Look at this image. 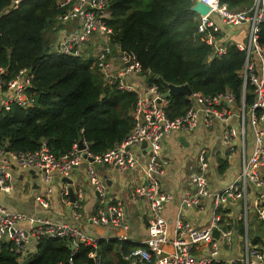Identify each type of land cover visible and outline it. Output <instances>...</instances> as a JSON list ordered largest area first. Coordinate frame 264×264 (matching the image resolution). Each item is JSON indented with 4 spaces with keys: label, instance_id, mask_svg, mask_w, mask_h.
Returning <instances> with one entry per match:
<instances>
[{
    "label": "built area",
    "instance_id": "built-area-1",
    "mask_svg": "<svg viewBox=\"0 0 264 264\" xmlns=\"http://www.w3.org/2000/svg\"><path fill=\"white\" fill-rule=\"evenodd\" d=\"M22 0H12L2 12L14 9ZM209 7L206 14L199 15L198 32L205 34V41L211 46V57L224 54L227 44H232L244 53V62L239 70L242 79V97L236 100L233 93L226 89L217 94L193 93L186 96L190 104L185 112L175 118L166 113L167 99L158 83L150 81L152 73L143 71L135 52L114 42L112 28L106 23L110 11L108 0H56L55 25L60 34L51 46L56 53L72 57H82L88 46H94V65L102 76L104 86L119 92L134 93L136 100L130 110L133 125L124 138L114 143L102 153H93L89 143L82 140L73 142L71 149L55 156L45 140L34 151L11 149L0 146V245L10 242L20 263L29 255L36 253L38 240L60 238L66 241L70 255L76 254L80 246H89L91 263L106 264L98 254L99 241L110 239L97 237L91 231L79 226L84 192L77 190L74 200L69 199V187L62 177L71 178L73 169L85 161V174L89 185L98 195V205L90 215L93 226H104L113 231L119 241H130L128 230L130 216L126 205L119 198L109 199L106 184L96 169V164L114 167L121 172L128 171L138 164L132 147L143 141L149 152L147 162L141 168L146 184L137 187L131 198H145L148 206V235L137 246L121 254L125 264H239L237 258L224 257L222 249L232 247V227L229 220L222 218L224 204L240 197L242 190L251 183L264 193V45L259 42L260 24L264 22V0L252 3L239 11L228 10L220 0H198ZM72 27L69 28V25ZM245 27L243 38L230 41L224 35L228 28ZM245 37V38H244ZM34 77L29 67L19 69L13 75L6 67L0 66V111L11 104L22 108L33 104L28 93ZM155 78V76H153ZM251 87L252 102L246 107L244 95L247 85ZM236 108V109H235ZM237 109L241 110L242 115ZM244 111L248 112L254 135V144L244 158L240 173L226 187L211 191L209 188L204 154L198 155L196 169L190 175L192 191L183 198L185 206L201 211L202 201L210 197L213 205L207 226L195 227L180 219L176 220L173 230L163 216L164 204L172 195L160 187L159 176L166 163L162 155L164 140L174 131L192 133L199 123L206 127L216 121L226 123L234 114L241 121L228 125L221 133V142L228 145L244 134ZM34 170L39 178L37 202L47 206L48 198L56 191L61 201L70 205L72 220L56 221L38 214H27L8 207L5 198L15 192L19 178ZM57 171V174H54ZM58 176L54 184V176ZM21 176V177H20ZM72 179V178H71ZM73 188V187H72ZM45 208V207H43ZM258 218L264 223V207H256ZM218 230V237L213 230ZM169 245L170 251L165 248ZM244 264H264L258 246H248ZM67 264H74L72 257Z\"/></svg>",
    "mask_w": 264,
    "mask_h": 264
},
{
    "label": "trees",
    "instance_id": "trees-1",
    "mask_svg": "<svg viewBox=\"0 0 264 264\" xmlns=\"http://www.w3.org/2000/svg\"><path fill=\"white\" fill-rule=\"evenodd\" d=\"M12 0H0V66L13 75L30 67L34 77L28 93L34 101L22 108L11 104L0 111V146L22 151L36 150L45 140L49 150L59 156L81 139L93 153H102L121 141L133 121L130 110L136 96L104 86L94 65L81 57L54 52L49 35L55 25L56 0H22L16 8L2 12ZM196 0H108L106 23L112 39L121 47L132 49L143 71L152 73L150 81L165 88L153 77L168 83H187L193 93L217 94L230 90L239 101L242 79L239 75L244 53L227 44L226 52L211 57L212 48L205 34L198 32L199 15L191 10ZM228 10L239 11L252 0H220ZM264 45V22L258 32ZM169 118L182 115L190 102L184 94L166 97ZM251 87L244 95L246 107L252 102ZM220 169L226 162L220 160ZM223 211V210H222ZM223 213V212H222ZM223 218V215H222ZM137 244L117 239H101L98 254L106 264H125L121 254ZM89 246H80L70 255L60 238H40L36 253L23 263L10 242L0 245V264H74L91 263Z\"/></svg>",
    "mask_w": 264,
    "mask_h": 264
},
{
    "label": "crops",
    "instance_id": "crops-1",
    "mask_svg": "<svg viewBox=\"0 0 264 264\" xmlns=\"http://www.w3.org/2000/svg\"><path fill=\"white\" fill-rule=\"evenodd\" d=\"M71 27L72 24L69 25V28ZM52 29L51 35L56 38L60 34L59 27L54 25ZM244 29L245 27L241 26L228 28L224 35L230 41H234L243 38ZM81 58L87 61L94 60V46H88L86 54ZM237 111L242 115L240 109ZM243 117V136L234 139L228 145L221 142V133L226 126L237 125L241 121L237 114L232 115L226 123L216 121L210 127L199 123L192 133L174 131L164 140L161 153L165 157L166 163L163 173L159 176V182L161 189L172 195L171 200L167 201L163 208V216L168 221L171 230L174 229L177 219L195 227L208 225L213 205L210 197H206L202 201L204 208L201 211L183 204L184 196L192 191L190 175L196 169L198 155L202 152L208 164L207 177L211 191H218L226 187L238 176L243 160L254 144V135L247 111H244ZM131 151L138 161L136 167L121 172L114 167L96 164V169L106 184L109 199L119 198L128 208L131 221L128 237L131 242L127 240L124 242L139 243L148 235V206L145 198L137 197L133 200L131 196L137 187L146 184V177L141 168L147 162L149 152L147 147H142V145L132 147ZM220 160L226 162L223 170L219 167ZM85 164L83 161L82 164L76 166L71 175L75 195L78 189L84 192L81 218L77 224L91 231L97 237L117 239L112 230L104 226H93L90 222V215L98 205V195L89 185L85 174ZM262 171L264 173V167ZM58 180V176L55 175V185ZM39 188L37 176L31 173L23 175L17 181L15 192L6 197L4 203L8 207L27 214H38L56 221L70 222L72 220L70 205L62 202L56 191L49 196L47 206L40 205L36 200ZM258 201H260V206L264 207V193L249 183L246 185V189L242 190L240 197L223 206V218L229 220L232 227V247L229 250L222 249L221 253L224 257L237 258L239 264L245 263L248 246H258L264 258V223L257 215ZM165 249L170 251L171 247L167 245Z\"/></svg>",
    "mask_w": 264,
    "mask_h": 264
},
{
    "label": "water",
    "instance_id": "water-1",
    "mask_svg": "<svg viewBox=\"0 0 264 264\" xmlns=\"http://www.w3.org/2000/svg\"><path fill=\"white\" fill-rule=\"evenodd\" d=\"M191 10L198 13V14H206L209 10V7L205 4H203L202 2L196 0L195 4L191 7ZM155 79L165 88V91H164L165 97L173 96L175 94H180V93L184 94L185 96H190L193 92L191 87L187 83L180 84V85L168 83L165 80H163V78L159 75H156ZM81 142H82V140H79L80 146H81ZM141 145H142V147H146L145 141H143ZM29 173L37 176L36 173H34V170H29ZM54 174H57V171H54ZM61 180H62V182H66L68 184H72V182H73L72 179L69 177H62ZM69 196H70V201H73L74 200V192H73V188L71 186L69 187ZM213 235L215 237H218V230L217 229L213 230Z\"/></svg>",
    "mask_w": 264,
    "mask_h": 264
},
{
    "label": "rangeland",
    "instance_id": "rangeland-1",
    "mask_svg": "<svg viewBox=\"0 0 264 264\" xmlns=\"http://www.w3.org/2000/svg\"><path fill=\"white\" fill-rule=\"evenodd\" d=\"M48 38H49V43L51 45L55 37H54V35L52 36L51 34L49 35V33H48Z\"/></svg>",
    "mask_w": 264,
    "mask_h": 264
}]
</instances>
